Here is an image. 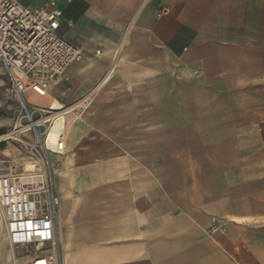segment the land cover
Segmentation results:
<instances>
[{"label":"crops","instance_id":"crops-1","mask_svg":"<svg viewBox=\"0 0 264 264\" xmlns=\"http://www.w3.org/2000/svg\"><path fill=\"white\" fill-rule=\"evenodd\" d=\"M56 8L84 56L49 94L87 103L54 169L59 264H264V0Z\"/></svg>","mask_w":264,"mask_h":264},{"label":"built area","instance_id":"built-area-1","mask_svg":"<svg viewBox=\"0 0 264 264\" xmlns=\"http://www.w3.org/2000/svg\"><path fill=\"white\" fill-rule=\"evenodd\" d=\"M56 2L48 0L44 6L31 9L20 0H0V75L8 81L5 100L17 110L19 119L27 121L16 134L32 131L46 157L58 155L44 147V138L52 122L67 116L68 110L64 105L57 111L34 106L29 95L44 96L54 80L84 56L82 50L59 34L62 13L56 8ZM40 126L44 127L42 133L37 131ZM63 138L59 143L61 152L66 150ZM20 171L16 168L9 174H0V210L8 240L13 247H35L37 254L46 248L48 254L35 258L55 264L58 253L56 196L51 193L40 167L36 170L41 176L38 187L35 183H23Z\"/></svg>","mask_w":264,"mask_h":264},{"label":"rangeland","instance_id":"rangeland-1","mask_svg":"<svg viewBox=\"0 0 264 264\" xmlns=\"http://www.w3.org/2000/svg\"><path fill=\"white\" fill-rule=\"evenodd\" d=\"M0 84V110H5L10 115L9 117L0 116V142L5 143V146L0 149V174H9L12 169L16 168L21 169L20 173L22 174H38L40 172H37L36 170L40 167L41 172L45 175V180L51 193L55 195L54 178L59 175V172H55L54 169H57L58 165H61V163L64 162L65 153L63 155L48 154L46 157L40 150V147L36 142L37 138L32 131H28L22 135L16 134L19 127L27 125V121L25 119H19L18 112L14 106H11L9 102H6L5 87L8 84V81L1 75ZM59 103L64 105L61 102ZM46 107L47 106H45V108ZM73 107L74 106H66L65 110L74 109ZM43 130V126L37 128L39 133H42ZM11 132H14V135L12 136L13 138L7 142L2 141V137ZM52 155L54 157H51ZM57 158L59 159L57 160ZM54 160H57V162H54ZM29 166H33V169H31V171H26L29 170ZM0 247L3 249L0 253V264H31L32 260H30V258L34 259L37 255H46L49 253V250L46 248H43L37 254L35 247L21 248L10 246L6 235L5 220L1 212ZM56 261L55 264H57Z\"/></svg>","mask_w":264,"mask_h":264},{"label":"bare ground","instance_id":"bare-ground-1","mask_svg":"<svg viewBox=\"0 0 264 264\" xmlns=\"http://www.w3.org/2000/svg\"><path fill=\"white\" fill-rule=\"evenodd\" d=\"M82 59L83 58L75 61L74 63L80 62ZM29 101L34 106H38L41 108H43V107L45 108V106H47V107H49V110H52V111L62 110V108H63L61 106V104L59 103V101L55 100L54 98H52L50 96L49 92H45L44 96H40L38 94L31 93L29 95ZM86 108H87L86 102L80 103V104L74 106V109H68V111H66L67 116L57 118L54 121V123L52 122V127L48 130L46 138H44V147H46L48 150H50L53 153L58 154V155H62L64 153H66V151L61 152V150L59 148V143L62 141V137L64 136L63 141L65 142V148H66L67 139L69 137V133H70V130L72 128V125H73L74 121L81 118L80 117L81 116V113H80L81 109L84 110ZM77 112H79V115H76ZM74 125H73V128H74ZM13 135H14V132L6 134L5 136L2 137V139H3L2 141L7 142L8 140L13 138L12 137ZM31 169H33V166H29V170H26V171H31ZM22 176L23 177L21 180L23 183H25V184L35 183L37 187L40 186L41 176H39L37 174H25V173L22 174ZM56 201L57 202L59 201V197H57V196H56ZM0 212H1V210H0ZM5 228H6V224H5ZM6 235H7V232H6ZM55 237H56V231H55ZM7 239H8V235H7ZM30 260H32L31 264H48V261L45 259H42V258L41 259L40 258L39 259L30 258ZM56 260H57L56 262L58 264V253H57V259ZM25 264H27V263H25Z\"/></svg>","mask_w":264,"mask_h":264},{"label":"water","instance_id":"water-1","mask_svg":"<svg viewBox=\"0 0 264 264\" xmlns=\"http://www.w3.org/2000/svg\"><path fill=\"white\" fill-rule=\"evenodd\" d=\"M0 116H5V117H9V113L6 112L5 110H0ZM5 146V143L0 142V149L3 148Z\"/></svg>","mask_w":264,"mask_h":264}]
</instances>
